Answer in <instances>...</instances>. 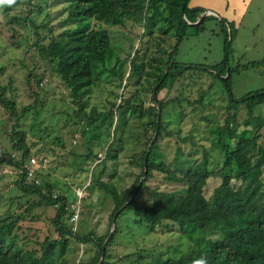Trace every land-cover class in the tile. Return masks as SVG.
I'll return each instance as SVG.
<instances>
[{
  "label": "rangeland",
  "instance_id": "374dc122",
  "mask_svg": "<svg viewBox=\"0 0 264 264\" xmlns=\"http://www.w3.org/2000/svg\"><path fill=\"white\" fill-rule=\"evenodd\" d=\"M189 5L205 8L203 14L209 12L215 17L207 19L199 33L189 23L188 34L176 51L175 31L162 34L159 29L161 23L149 29L144 22L136 19H128L122 25H106L119 59L114 58L108 63V69L89 88L84 99L87 110L92 107L109 110L113 104H122L124 100L142 101L146 108L157 106L153 102V88L170 55L173 53V61L185 66L198 65L199 68L187 70L174 85H169L158 94L159 99L167 102L163 117L168 128L158 142L164 152L162 158L173 166L179 147L184 157L195 156L198 160L202 159L203 151L207 149L211 154L210 168L216 171L215 167L221 165V156L207 138V117L211 115L218 123H224L231 100L225 85L228 70L233 69L230 82L236 98L264 89V64L246 66L264 59V0H190ZM70 9L71 5L59 0H20L9 11L0 6V86L6 87L4 99H1L0 88V158L21 156V152L14 148L12 133L17 118L2 102L11 100L16 104L17 115L21 116L18 129L26 133L31 152L34 154L41 148L48 149L43 152L49 157V167L38 177L40 182L52 184L53 191L64 193L73 203L75 195L82 193L77 232L88 234L95 230L104 234L110 226L111 231L115 228V223L110 222L114 209L112 200L98 189L79 191V188L89 184L92 170L99 161L84 158L88 150L82 135L83 120L77 114L79 106L62 77L55 72L53 63L41 59L38 52L39 44L46 46L64 29L76 26L75 22L67 21ZM222 18L230 21L234 30L226 75L223 74L224 65L220 64L226 56V34H231L229 28L225 33L220 23ZM133 58L145 64L142 74L130 76ZM216 65L218 67L213 71L210 66ZM114 67L119 68L120 75L109 71ZM24 108H27L25 113ZM257 110L264 115V103ZM247 116L246 110L241 109L237 120L239 128H242ZM146 128L151 129L149 137L155 133L151 140L144 136ZM130 130L140 139L129 142L121 158V187H129L136 182L143 168L133 163L131 158L141 154L146 144L150 146L157 137L150 127L149 117L132 118ZM260 134L263 135L260 142L264 144V127ZM99 156L102 159L104 152L100 151ZM104 177L107 180L106 175ZM18 179L19 170L15 166L0 163V221L9 219L8 216H20L13 231L18 234V242L31 249L40 248L46 237L59 236L54 223L57 210L45 202L39 203V196L24 195L16 184ZM221 181V177H210L204 199L197 200L194 207L209 199ZM147 184L149 188L159 190L180 187L168 181L166 174L160 171H154ZM150 198L147 189L138 195L142 204ZM136 218L128 212L120 216L122 231L113 244H106V253L111 260L129 264L125 261L126 255L141 248L153 252L161 250L174 257L189 250L192 242L178 225L168 227L164 223L157 231L149 233L135 222ZM71 246L66 255L68 261L95 263L97 248L93 243L82 244L72 240ZM121 257L124 258L120 260Z\"/></svg>",
  "mask_w": 264,
  "mask_h": 264
},
{
  "label": "trees",
  "instance_id": "16d2710c",
  "mask_svg": "<svg viewBox=\"0 0 264 264\" xmlns=\"http://www.w3.org/2000/svg\"><path fill=\"white\" fill-rule=\"evenodd\" d=\"M19 1L16 0V3ZM59 2L71 5L67 21L75 22L76 26L64 29L58 38L46 46L39 44L38 52L41 59L53 63L55 72L62 77L79 106L77 114L83 120L82 135L88 150L84 158L93 159V162L99 161L92 170L91 180L85 185V191L98 189L112 200L114 209L110 222L115 223V228L111 231L110 226L104 234H98L95 230L88 234H79V218L73 221L72 217L76 211L75 204L81 207L83 197H79L77 193L73 203L64 193L53 191L52 184L46 181L36 183L26 178L25 164L31 156L47 158V166L41 169L37 177L42 176L49 167V157L43 152L48 149L41 148L34 154L31 152L26 133L18 129L21 116L17 115L15 102L3 100V104L11 109L17 118L12 133L14 148L21 152V156H2L0 163H8L19 170L20 179L16 184L24 195L39 196V203L45 202L56 207L54 223L59 236L46 237L40 248H28L18 242V234L13 232L20 216H8L9 219L0 221V264H86L84 261L76 263L66 259L72 249V240L82 244L93 243L97 248L94 264H99L103 246L113 244L122 231L119 218L124 212L136 215L135 222L149 233L157 231L160 225H178L181 232L192 242L187 252L176 257L168 256L161 250L153 252L141 248L126 255L125 261L129 264H264V144L260 142L263 136L260 131L264 127V115L259 114L257 110L258 106L264 103V89L236 98L230 82L233 69L228 70L229 77L225 85L231 100L227 106L224 123H218L211 115L207 117V138L212 148L221 156V165L215 167L216 171L210 168L211 154L207 149L203 151L202 159L198 160L195 156L184 157L183 150L179 147L176 164L173 166L162 158L164 152L160 150L158 142L162 133L168 129L163 117L167 102L159 99L158 94L166 87L169 88V85H174L177 78L187 70L199 68L198 65L185 66L177 63L173 61L172 53L153 88V102H156L157 106L146 108L142 101L138 103L124 100L122 104H113L109 110L86 108L84 96L89 88L97 83L105 69H108V63L114 58L119 59L106 25H122L128 19H136L144 22L149 29L161 23L159 29L162 34L175 31L176 51L179 43L188 34V28L191 26L189 22L198 21L205 8L191 7L190 0ZM12 7L13 5H4L6 11ZM210 17L215 16L208 15L201 24L195 26L197 33L204 29L205 21ZM220 23L225 33L229 28L231 34H226V56L220 64L224 65L223 74L226 75L234 30L233 24L227 19L222 18ZM35 33L39 35L38 31ZM262 64L264 59L250 62L246 66ZM217 67L218 65L210 66L212 70ZM118 69L114 67L109 71L117 76L121 74ZM144 71L145 64L133 58L130 76L142 74ZM0 88L1 99H4L6 87ZM159 109L161 112L158 119ZM241 109H245L248 116L244 119L242 128H239L237 120ZM26 111L27 108H24L23 112ZM135 116L149 117L150 127L157 137L152 141L149 152V144H146L141 154L131 158L133 163L143 168L136 182L132 186L121 187V158L125 155L129 142L140 139V136L130 130L131 119ZM149 130L151 129H145L144 136L151 140L155 133L153 137H149ZM100 151L105 155L102 159L99 156ZM154 171L165 173L168 181L175 182L180 187L171 190L149 188L147 182ZM213 176L221 177V183L209 199L203 200V203L195 208V202L204 199L205 187ZM142 177L144 178L141 179ZM143 189H147L151 194L146 204L138 200V195ZM111 259L106 253L102 264H118Z\"/></svg>",
  "mask_w": 264,
  "mask_h": 264
},
{
  "label": "built area",
  "instance_id": "2783aa9c",
  "mask_svg": "<svg viewBox=\"0 0 264 264\" xmlns=\"http://www.w3.org/2000/svg\"><path fill=\"white\" fill-rule=\"evenodd\" d=\"M47 166V158L44 157H36V156H31L27 163L25 164V168L27 169V176L26 178L28 180H34L36 183H39L40 180L37 177L38 173L41 171L42 168ZM84 188H79V191H84ZM78 196L82 197V193L78 192ZM75 214L72 217L73 221H77L79 218V209L80 205L75 204Z\"/></svg>",
  "mask_w": 264,
  "mask_h": 264
},
{
  "label": "water",
  "instance_id": "95a60500",
  "mask_svg": "<svg viewBox=\"0 0 264 264\" xmlns=\"http://www.w3.org/2000/svg\"><path fill=\"white\" fill-rule=\"evenodd\" d=\"M209 11V10H208ZM213 13H216V14H219V13H217L216 11H213V10H211ZM209 15V12H207V13H205V14H203L201 17H200V19L198 20V21H196V22H189L191 25H193V26H197V25H199V24H201L203 21H204V19L206 18V16H208ZM228 76H229V71H228ZM227 80V78L225 79V81ZM155 96H156V94H155ZM160 112H161V109H159V116H158V119L160 118ZM152 144H153V142H151V144H150V146H149V148H148V152L151 150V146H152ZM147 173V165H146V170H145V174ZM105 254H106V244L103 246V252H102V257H101V260H100V262H99V264H102V262L104 261V257H105Z\"/></svg>",
  "mask_w": 264,
  "mask_h": 264
},
{
  "label": "clouds",
  "instance_id": "9594fccd",
  "mask_svg": "<svg viewBox=\"0 0 264 264\" xmlns=\"http://www.w3.org/2000/svg\"><path fill=\"white\" fill-rule=\"evenodd\" d=\"M16 3V0H0V6L4 5H14ZM203 264V262H202Z\"/></svg>",
  "mask_w": 264,
  "mask_h": 264
},
{
  "label": "crops",
  "instance_id": "0c3cea01",
  "mask_svg": "<svg viewBox=\"0 0 264 264\" xmlns=\"http://www.w3.org/2000/svg\"><path fill=\"white\" fill-rule=\"evenodd\" d=\"M244 2H245V0H243ZM229 2V1H228ZM208 10H212V9H208ZM218 10H220V9H218ZM214 11V10H213ZM221 11V10H220Z\"/></svg>",
  "mask_w": 264,
  "mask_h": 264
}]
</instances>
